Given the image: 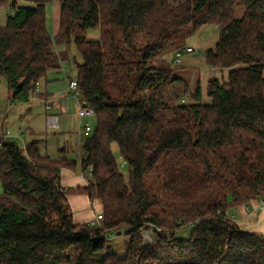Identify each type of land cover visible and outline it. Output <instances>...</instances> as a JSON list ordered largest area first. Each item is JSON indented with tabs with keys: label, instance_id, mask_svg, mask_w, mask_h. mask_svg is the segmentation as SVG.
<instances>
[{
	"label": "trees",
	"instance_id": "obj_1",
	"mask_svg": "<svg viewBox=\"0 0 264 264\" xmlns=\"http://www.w3.org/2000/svg\"><path fill=\"white\" fill-rule=\"evenodd\" d=\"M12 1L0 27V77L12 102L29 103L75 46L79 100L96 125L78 160L65 148L58 159L43 155L39 141L20 148L1 140L0 264H264V236L228 215L264 194V0ZM54 1L53 38L46 9ZM206 26L219 29L206 64L228 69V79H209V104L200 82L191 102L184 90L180 104H169L166 93L182 78L154 60ZM92 30L99 39L88 38ZM90 168L85 185L62 187V169L87 176ZM71 191L101 204L100 227L75 223ZM145 226L157 228L152 243ZM188 228L189 237L178 236ZM122 231L124 257L107 248Z\"/></svg>",
	"mask_w": 264,
	"mask_h": 264
},
{
	"label": "rangeland",
	"instance_id": "obj_2",
	"mask_svg": "<svg viewBox=\"0 0 264 264\" xmlns=\"http://www.w3.org/2000/svg\"><path fill=\"white\" fill-rule=\"evenodd\" d=\"M181 1L184 0H172V3L173 5H176ZM6 7L8 8V10L10 9L8 7V4L6 5ZM243 12L244 8L242 7L236 9V15L238 17L242 16ZM97 31L98 30L90 31L88 38L96 40V38L99 37V31ZM218 37V27L208 26L206 27V29L203 28L197 33L189 35L185 39V45H189L194 48L196 53L184 56L180 60L178 66H176L175 68L174 65H168V67L170 66L172 69H176L174 77H181L183 79L182 83L176 85L174 89H171L166 93V99L169 104H180L181 97L184 95V90L187 91V95L185 97L183 96L185 103L191 102L192 99H190L189 94H192L193 90L196 88L197 82H200L199 72L202 73L208 70L205 57L206 51L210 48L213 49L215 47L218 42ZM63 48V46L60 47L61 50ZM168 49L170 52L172 51V53L165 54V59L171 61L170 57H172V59L176 58L174 56V51L177 48L171 49L170 47ZM69 51V61L64 63L62 70L58 72L50 71L48 73L49 80H55V82H57L60 87L67 83L66 79L70 78L74 80L77 78V64L82 63L81 56L75 46H72ZM163 63V58L159 55L154 60V64L158 67H160ZM175 63L177 62L175 61ZM192 67H197V69H192ZM64 70L66 74L64 73ZM45 84L46 80H42L40 82V87H44ZM192 86L193 89H191ZM62 90L63 89H61L60 91ZM67 92L68 89L67 91L65 90L64 92L55 94V96L60 98H65V96H67L69 97V100L68 102L64 101L63 111L59 109L53 111L60 116L59 127L53 129L48 127L47 125L48 113L46 111L44 102L38 100L34 95L32 97V101L29 103H13L11 99V92L8 89L7 82L4 77H0V133H3L5 135L9 134V136L11 137L7 140L16 143L20 148H23V142L16 137L19 135V130L21 129L24 134V140L26 142L25 145L29 144L33 140H37L40 142V151L52 158H58L61 154L60 151L65 148L68 151L71 159L78 160L80 158V155L82 154L81 145L84 141L81 130L87 122L94 127L96 125V118L92 117L87 119H80L79 111L82 108V105L77 98H71L70 95H64ZM171 95L173 97V100H171ZM176 95L179 96V98H177V101L175 100ZM65 108L67 110H65ZM30 114L32 115V117L29 116ZM29 127H32L35 130V136H31L29 134ZM114 156L121 167H123V173L125 174L126 178H128L127 170L124 167L123 161L116 149L114 150ZM76 173H80V171L77 170ZM96 204H98V202H94L93 206L90 207V213L96 212L98 214H101L102 210H98ZM98 214H96V216ZM142 232L144 242L146 244L152 243L155 240L156 235L152 226H145ZM189 235L190 228L180 230V232L178 233V236L183 238H187L189 237ZM128 243L129 236L125 231H122L121 234H111L107 237L108 250L115 252L120 257H124L126 255Z\"/></svg>",
	"mask_w": 264,
	"mask_h": 264
},
{
	"label": "crops",
	"instance_id": "obj_3",
	"mask_svg": "<svg viewBox=\"0 0 264 264\" xmlns=\"http://www.w3.org/2000/svg\"><path fill=\"white\" fill-rule=\"evenodd\" d=\"M9 2H10V0H0V27H5L7 24V18H8L9 10L6 7V5ZM18 6H20V7H33L32 4L24 2V1H18ZM46 15H47L48 32L54 38L57 36V34L59 32V28H60V16H61L60 3L57 1H54L53 3H50L49 5H47ZM206 27H208V26H206ZM206 27H203V28L206 29ZM99 37H97V38L99 39ZM188 46L189 45H184V47L175 46V47H171V49L177 48L176 50H178V49H183V48L188 47ZM189 47H191V46H189ZM58 48H59V50H58ZM56 49H57V51L61 50L60 47H58V46ZM209 50H211V48L208 49L207 51H209ZM167 53L170 54V53H172V51L170 52L169 49H167V50H165L159 54V56H161L163 58V61H164V63L161 64L160 67L172 69L170 67L171 65H174V68L176 66H178L180 61H178L176 58L172 59V57H170L171 61H168L167 59H165V54H167ZM175 61L177 63H175ZM168 65H170V66L168 67ZM63 66H64V64L62 65V67ZM192 69H197V67H192ZM60 70H62V68ZM60 70H58V71H60ZM58 71H56V72H58ZM64 73H65V70H64ZM228 73H229L228 69H212L209 67H208V70H206L202 73L199 72V75H200L199 80L201 83L200 85H201V93H202L203 103L209 104L211 102V100L207 96V87H208L209 79L214 76L217 79H219L220 82H226L228 79ZM66 80H67L66 81L67 83H65L64 85H62V87H60V85L57 82H55V80H49V78L47 76L46 84L44 87L41 88L40 84H38V88H36V93L34 94L38 100L45 103V101L53 102L54 98L58 99V101L56 103L52 104V108L50 110L46 109V111L48 113L47 117L50 113L56 114L53 111H56L57 109H59L61 111L64 110V106H63L64 101L68 102L69 97L65 96V98L64 97L60 98V97L55 96V94H59V92H64L65 90L67 91L68 84L73 79L68 78ZM182 82H183V79H182ZM61 89H63V90L60 91ZM191 89H193V86L191 87ZM64 95H68V96L70 95L71 98L75 97L69 91V89H68V92ZM75 98H77V97H75ZM77 99H78V101H80L79 98H77ZM31 101H32V98L30 99L29 102H31ZM45 107H46V105H45ZM65 110H67V109L65 108ZM29 116L32 117L31 114ZM59 118H60V116H59ZM28 132L31 136L36 135V132L32 127H29ZM1 134L5 136V139H9L11 137V136H9V134H6V135L3 133H1ZM16 135H17V133H16ZM16 137L23 142V145L25 147L26 142L24 140V134H23L21 129L19 130V135ZM33 141H37V140H33ZM39 148H40V145H39ZM42 154L47 155L44 153H42ZM59 157H60V155H59ZM58 158H52V159H58ZM86 183H87V180L82 179L80 173L73 172L69 169H62V171H61V185L66 190H70V189L75 190L77 187L83 186ZM2 192H3V189H2V186H0V195L2 194ZM67 197H68V200L70 202V205H71L73 213H74L75 223H79V224L86 223V224H88L90 221L94 220V218L96 217V214H98V213H96V212L90 213L91 211L89 209H90V207L93 206L94 202L90 201L86 195L75 192V191H71L67 195ZM261 203L264 204V194L262 197H260L258 199H253L249 202L241 203L239 205H231L229 212H228V215L234 222L237 223V225L242 230L247 231V232L257 233V234L264 236V205H263V207H261ZM96 205H97L98 210H102L101 204L99 202Z\"/></svg>",
	"mask_w": 264,
	"mask_h": 264
},
{
	"label": "built area",
	"instance_id": "obj_4",
	"mask_svg": "<svg viewBox=\"0 0 264 264\" xmlns=\"http://www.w3.org/2000/svg\"><path fill=\"white\" fill-rule=\"evenodd\" d=\"M194 53H196L195 49L188 46V47H185L183 49L176 50L174 52V55H175L176 59L178 61H180L184 56L192 55ZM37 88H38V86H37ZM68 89L75 97L79 98L80 92L78 90V84H77L76 80H71L69 82ZM57 101H58L57 98H54L53 102L45 101L46 109L50 110L52 108V104L56 103ZM79 117L81 119L92 118V117H94V111L91 108L82 106V108L79 111ZM59 123H60L59 115L52 114V113H50L48 115V117H47V125H48V127L53 128V129L58 128L59 127ZM92 130H93V126L90 123H88V122L85 123V126L81 130V133H82V136L84 137V139H87V138L90 137V135L92 133ZM3 139H5V136L0 133V142ZM91 172H92V168H90V173L87 174V176L82 174L81 178L84 179V180H87V177H89L91 175ZM263 205L264 204L261 203V207H263ZM102 220H103V216L101 214H98L94 218V220H92V221H90L88 223V225L90 227H100V224H101ZM152 227L155 228L154 226H152ZM155 229H157V228H155Z\"/></svg>",
	"mask_w": 264,
	"mask_h": 264
},
{
	"label": "water",
	"instance_id": "obj_5",
	"mask_svg": "<svg viewBox=\"0 0 264 264\" xmlns=\"http://www.w3.org/2000/svg\"><path fill=\"white\" fill-rule=\"evenodd\" d=\"M16 3H17V0H13L12 1V5L14 6V5H16ZM83 107H87L86 105H83Z\"/></svg>",
	"mask_w": 264,
	"mask_h": 264
}]
</instances>
